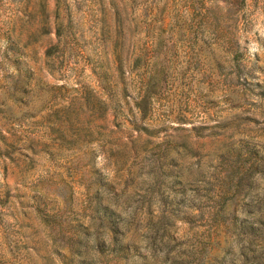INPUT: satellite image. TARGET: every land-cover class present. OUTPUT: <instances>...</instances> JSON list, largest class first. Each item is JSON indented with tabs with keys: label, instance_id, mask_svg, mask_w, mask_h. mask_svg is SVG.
<instances>
[{
	"label": "rangeland",
	"instance_id": "1",
	"mask_svg": "<svg viewBox=\"0 0 264 264\" xmlns=\"http://www.w3.org/2000/svg\"><path fill=\"white\" fill-rule=\"evenodd\" d=\"M0 264H264V0H0Z\"/></svg>",
	"mask_w": 264,
	"mask_h": 264
},
{
	"label": "trees",
	"instance_id": "2",
	"mask_svg": "<svg viewBox=\"0 0 264 264\" xmlns=\"http://www.w3.org/2000/svg\"><path fill=\"white\" fill-rule=\"evenodd\" d=\"M221 197H222V195H221ZM219 198H220V196H219ZM223 198V197H222Z\"/></svg>",
	"mask_w": 264,
	"mask_h": 264
}]
</instances>
